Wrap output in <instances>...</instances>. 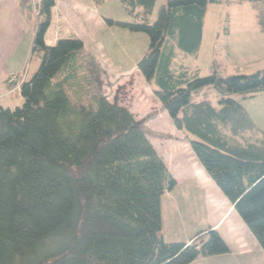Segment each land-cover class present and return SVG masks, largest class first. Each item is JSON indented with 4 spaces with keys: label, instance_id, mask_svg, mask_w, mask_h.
Listing matches in <instances>:
<instances>
[{
    "label": "trees",
    "instance_id": "1",
    "mask_svg": "<svg viewBox=\"0 0 264 264\" xmlns=\"http://www.w3.org/2000/svg\"><path fill=\"white\" fill-rule=\"evenodd\" d=\"M17 1L28 20L36 13L40 63L19 87L22 104L0 106V264H191L229 254L212 228L164 241L162 198L176 180L144 123L93 78L73 81L78 71L66 69L80 39L46 44L56 0ZM221 1L119 0L131 21H107L148 37L137 70L264 252V135L233 97L264 92V69L225 76L214 66L199 76L177 60L198 52L208 7ZM236 2L254 5L264 32V0Z\"/></svg>",
    "mask_w": 264,
    "mask_h": 264
},
{
    "label": "rangeland",
    "instance_id": "2",
    "mask_svg": "<svg viewBox=\"0 0 264 264\" xmlns=\"http://www.w3.org/2000/svg\"><path fill=\"white\" fill-rule=\"evenodd\" d=\"M39 1L31 0V3ZM161 2L158 0V6ZM261 11L264 12V4ZM33 13L34 22L36 13ZM53 13L49 37H74L84 45L69 70L66 69L78 71L73 81L93 78L109 102L127 108L136 120L142 121L147 137L175 177V187L162 198L164 241L188 242L218 221L217 230L230 240L235 253L200 258L191 264H264V252L257 250L251 233L246 232L230 203L209 181L184 134L173 126L137 70V62L148 50V37L143 32L108 24L107 19L131 21L119 0H56ZM28 35L27 46L31 49L33 29ZM30 59L29 50L25 68L22 67L26 73L31 66L28 79L34 73L31 72L35 63L37 67L40 63L35 56ZM177 60L190 74L199 76L211 74L214 66L225 76L263 70L264 32L254 5L236 0L210 5L198 52L179 55ZM66 70L61 76L67 74ZM72 87L75 95L78 91L75 85ZM14 97L7 98L3 105L20 106L23 100ZM233 97L241 102L251 123L264 135V92H255L246 98L240 94Z\"/></svg>",
    "mask_w": 264,
    "mask_h": 264
},
{
    "label": "crops",
    "instance_id": "3",
    "mask_svg": "<svg viewBox=\"0 0 264 264\" xmlns=\"http://www.w3.org/2000/svg\"><path fill=\"white\" fill-rule=\"evenodd\" d=\"M54 7L51 9V22L46 32V35H45V42L47 45H54L56 40L60 38V37L59 38L57 37L56 39H51V37H49L51 33L50 30L53 27ZM35 28H36L35 22L28 20V18L22 13L17 0H0V106L5 107L3 105L5 100L7 98H10V100H12L13 96H15L14 97L15 100L16 99H19V101L22 100L19 95V87L21 83L23 82V80L28 79L31 66H29V69L28 71H26V73L24 72L25 69L22 71V67L24 65V68H25L29 50L31 53V59L33 58V56L36 57V55L32 51L33 42H32L31 49H30V46L29 47L27 46V37L29 36L28 35L29 32L33 29V32H34L33 41H34ZM35 65L37 67V63H35ZM36 67H33V71L31 73L34 72ZM22 72L24 73L22 74ZM209 181L211 182L212 180L210 179ZM237 219L242 225H244V223L238 217V215H237ZM216 223L211 228L218 231L216 228L218 225ZM244 228L246 229V232H249L245 225H244ZM220 235L227 242L231 250L230 253H235L233 251L234 249L233 245L230 244V240L223 234H220ZM253 240L255 242L257 250L260 251L261 249H259L258 244L255 241L254 237H253Z\"/></svg>",
    "mask_w": 264,
    "mask_h": 264
}]
</instances>
